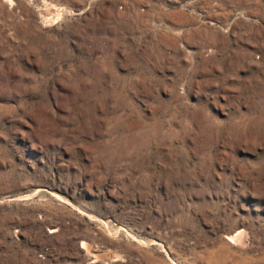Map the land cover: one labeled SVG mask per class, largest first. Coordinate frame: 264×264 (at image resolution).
Wrapping results in <instances>:
<instances>
[{
	"label": "rangeland",
	"instance_id": "1",
	"mask_svg": "<svg viewBox=\"0 0 264 264\" xmlns=\"http://www.w3.org/2000/svg\"><path fill=\"white\" fill-rule=\"evenodd\" d=\"M0 264H264V0H0Z\"/></svg>",
	"mask_w": 264,
	"mask_h": 264
}]
</instances>
